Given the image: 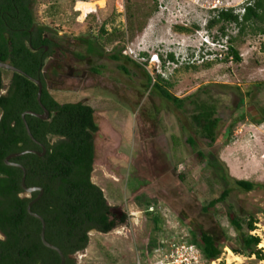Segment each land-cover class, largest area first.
<instances>
[{"label":"rangeland","instance_id":"374dc122","mask_svg":"<svg viewBox=\"0 0 264 264\" xmlns=\"http://www.w3.org/2000/svg\"><path fill=\"white\" fill-rule=\"evenodd\" d=\"M52 1L35 0L33 7L38 23L58 37L44 70L47 89L59 103L82 102L94 110L98 131L91 182L112 209L127 216L125 224L108 233L90 231L86 249L72 256L75 263L173 264L182 247H193L203 257L190 243L191 233H199L189 229L193 223L214 237L217 260L257 264V259L248 260L240 238L253 219V230L264 239V122H253L264 108V88L256 89L264 85L263 38L244 34L234 43L241 61L224 62L228 39L237 29L226 24L222 35L220 25L206 28L211 5L238 13L247 0H56L57 12L50 17L45 11ZM127 2L133 12L142 4L143 11L156 10L141 31L102 50L97 47L101 57L88 56L76 38L98 36L102 24L107 32L125 30ZM177 27L189 33L176 32ZM126 46L145 57L157 52L166 60L174 54L178 63L166 60L165 81L159 84L183 99L180 108L148 86L145 73L156 79L153 67L129 57L132 63L109 58ZM206 52L211 55L202 61ZM190 54L191 61L184 63ZM206 62L209 67H203ZM10 77V71L2 72L5 87ZM202 104L212 107V118L219 120L212 144L191 122ZM234 180L254 189L243 192ZM223 190L229 192L226 199L204 212ZM148 213L160 218L157 232ZM229 218L240 221L241 231ZM152 239L156 247L150 249Z\"/></svg>","mask_w":264,"mask_h":264},{"label":"trees","instance_id":"16d2710c","mask_svg":"<svg viewBox=\"0 0 264 264\" xmlns=\"http://www.w3.org/2000/svg\"><path fill=\"white\" fill-rule=\"evenodd\" d=\"M51 3L45 11L50 17L57 12L56 0ZM34 5L35 0H0V63L10 65L24 74L10 72L9 85L5 87L2 81L4 69L0 68V264H60L57 253L44 247L40 241V222L26 211L28 203L38 193L26 197L20 186L21 170L4 163L9 155L26 151L39 154L44 152L42 156L27 153L9 160L10 163L24 168L27 188L39 187L43 190L41 198L32 205L31 212L43 219L45 240L63 253L65 264H76L72 256L86 249L90 231L108 233L125 224L127 216L112 209L107 204L102 190L91 182L95 161L93 135L98 131L94 110L82 102L59 103L47 89L44 70L53 54V48L56 47L54 38L58 37L47 26L38 23ZM143 6L145 5L137 6L134 12L129 4L126 6L125 30L114 28L107 32L102 24L99 26L98 36L76 38L75 41L85 44L88 56L101 57L98 48L102 50L103 46H111L122 41L126 35L132 37L135 31L142 30L146 20L156 10V6H151L149 10L143 11ZM241 11L237 13L235 9L223 8L208 11V30L220 25L219 31L224 35L226 24H231L237 29L236 36L228 39L224 62L229 59L235 63L241 61L234 43L244 34L263 38L259 48L261 53H264V0H247L241 6ZM175 31L189 33L180 27L175 28ZM210 55L209 52L202 53L200 59L203 61L204 57ZM192 56L190 54L184 63L191 61ZM109 58L113 61L123 58L132 63L129 58L121 55V50L111 53ZM160 58L163 68L166 60L178 63L171 52L167 54L166 60L162 55ZM133 64L140 67L134 62ZM209 65L210 63L206 62L203 67ZM120 69L127 72L122 66ZM146 73L148 86H152L167 102L178 108L182 106L183 99H177L159 84V81L164 82L165 78L162 79L158 75V81L155 79L153 82ZM30 79L41 83L40 102L48 112L46 120L24 115L31 136L40 146L29 139L22 121L25 112L42 114L36 100L37 86ZM261 88H264V85L256 87L257 90ZM250 93L246 95L249 96ZM197 110L198 112L191 116V122L200 136L212 144L216 140L215 129L219 120L212 118V107L202 104ZM261 113V119L253 121L255 124L264 122V108H261ZM230 134L231 130L228 131L227 138ZM198 156L202 157L200 153ZM233 183L246 193L254 189L253 184L248 182L234 180ZM228 193V190H223L217 199L207 205L204 212L223 202ZM147 216L153 223V231L157 232L160 228V218L155 214L152 216L151 213ZM228 222L241 231L238 219L229 218ZM190 225V230L194 227L199 232L191 233L190 243L198 248L207 262L217 260L220 249L214 237L199 226L193 223ZM253 226L251 219L246 223L247 234L242 235L240 239L244 253L248 257L255 254L256 259L260 260L259 252L255 251L259 239L249 236ZM154 247L156 240L152 239L149 248Z\"/></svg>","mask_w":264,"mask_h":264},{"label":"water","instance_id":"95a60500","mask_svg":"<svg viewBox=\"0 0 264 264\" xmlns=\"http://www.w3.org/2000/svg\"><path fill=\"white\" fill-rule=\"evenodd\" d=\"M0 68L1 69H4V70H8L10 72H15V73L24 75L20 70L12 67L10 65H7V64L0 63ZM30 80L37 86L36 100H37V103H38L39 107L42 110V114L41 115H37V114H34L32 112H25L22 115V121H23V124H24V127H25L26 134L29 137V139L34 144H37V145L40 146V144L37 141H35V139H33V137L31 136L30 131L28 129V126L26 125V123L24 121V115L25 114H28V115H31V116H35V117H37V118H39L41 120H46L48 118V112L41 105V102H40V96H41V91H42V85H41V83L38 80H33V79H30ZM42 150L44 151V149H42ZM27 153H33V154H35L37 156H42L44 152H42L41 154H39V153L34 152V151H26V152L19 153V154H12V155H9L8 157L5 158L4 163L7 166L16 167L19 170H21L22 176H21V180H20V186H21V189L23 190L25 196L26 195H29L30 196L32 193H35V192L38 193L37 196L28 203L27 208H26V211H27L28 215H30L31 217L35 218L36 220H38L40 222L41 229H40V233H39V238H40V241H41L42 245L44 247H46V248H48V249L56 252L57 255L59 256L60 264H65V257L63 255V253L57 247L49 244L45 240V223H44L43 219L39 215L34 214V213L31 212L32 205L34 203H36L41 198V196L43 195V190L41 188H39V187L27 188L26 185H25V170H24V168L21 165H18V164H14V163H10L9 162V160L18 158V157L22 156L23 154H27ZM29 196H26V197H29Z\"/></svg>","mask_w":264,"mask_h":264},{"label":"built area","instance_id":"2783aa9c","mask_svg":"<svg viewBox=\"0 0 264 264\" xmlns=\"http://www.w3.org/2000/svg\"><path fill=\"white\" fill-rule=\"evenodd\" d=\"M214 8L215 7L211 5V9H214ZM121 53L125 57H129L130 59H132L133 61H135L136 63L144 67H147L149 69L153 67V69L156 71L155 73L156 76L159 75L161 77H165V74L163 73V69L165 68V66L163 68L160 55L157 52L150 54L148 57H144V56H141L140 54H135L128 46H126V48ZM170 63L171 62L167 64L170 65ZM151 78H152V81L154 82L155 81L154 77L151 76ZM249 236L259 239V244L256 246V249H257V252H259V256L261 257V259L258 260L257 264H264V246H262L264 239L262 238L260 234L257 233L256 230H252L249 233ZM175 253H178V252L175 250ZM181 253L182 254H180L179 256L178 254H176V257H178V259L175 262H173V264H230L226 260L223 263L221 262L220 259L216 261H212V262H207L203 257L200 256L197 250H195L193 247H189L187 249H184V247H182ZM235 259L239 260V258H235ZM255 259H256L255 254L251 255L250 258H248V260H253V261H255Z\"/></svg>","mask_w":264,"mask_h":264},{"label":"bare ground","instance_id":"6f19581e","mask_svg":"<svg viewBox=\"0 0 264 264\" xmlns=\"http://www.w3.org/2000/svg\"><path fill=\"white\" fill-rule=\"evenodd\" d=\"M87 6V8H89L90 6L89 5H86ZM214 9H216V8H214ZM80 10V9H79ZM88 10V9H87ZM85 13H86V10H83ZM84 14V13H83ZM264 159V158H263ZM263 245V244H262Z\"/></svg>","mask_w":264,"mask_h":264}]
</instances>
